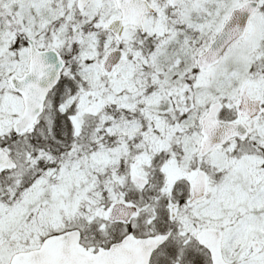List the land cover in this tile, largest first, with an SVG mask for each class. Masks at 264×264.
Returning <instances> with one entry per match:
<instances>
[{"label":"snow or ice","instance_id":"snow-or-ice-1","mask_svg":"<svg viewBox=\"0 0 264 264\" xmlns=\"http://www.w3.org/2000/svg\"><path fill=\"white\" fill-rule=\"evenodd\" d=\"M0 264H264V0H0Z\"/></svg>","mask_w":264,"mask_h":264}]
</instances>
